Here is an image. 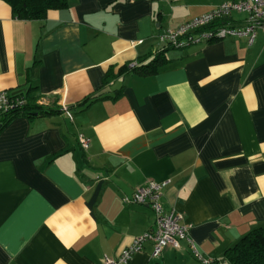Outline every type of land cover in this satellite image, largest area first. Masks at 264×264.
<instances>
[{"label": "crops", "instance_id": "obj_1", "mask_svg": "<svg viewBox=\"0 0 264 264\" xmlns=\"http://www.w3.org/2000/svg\"><path fill=\"white\" fill-rule=\"evenodd\" d=\"M239 1L68 0L26 21L0 0V92L53 112L0 127V264L117 258L154 226L150 207L124 202L149 181L168 182L162 208L183 216L202 259L230 264L225 251L264 227V31L252 44L160 41ZM158 55L153 75L133 71ZM152 251L127 264H201L185 241Z\"/></svg>", "mask_w": 264, "mask_h": 264}, {"label": "built area", "instance_id": "obj_2", "mask_svg": "<svg viewBox=\"0 0 264 264\" xmlns=\"http://www.w3.org/2000/svg\"><path fill=\"white\" fill-rule=\"evenodd\" d=\"M232 14L245 15L243 24L223 23ZM258 31H264V0H242L223 3L205 15L168 30L160 36V41L175 49H181L192 43L206 44L226 38H245L248 44H252ZM134 66L135 64L131 67ZM24 104L23 95L10 94L6 91L0 92V120L3 115L21 109ZM61 107L66 110L64 105ZM78 141L83 150L89 148V139L79 136ZM167 183L146 182L134 190L131 198H124V202L127 204L150 207L154 216V226L151 230L137 236L120 256L115 259L104 258L102 264H127L135 254L143 250V245L147 242L152 245V257L158 258L165 247L180 249L183 241L187 243L195 258L203 264L211 263L209 260L202 259L198 253L195 244L189 237L190 226L183 223V216L174 211L164 212L160 200Z\"/></svg>", "mask_w": 264, "mask_h": 264}, {"label": "trees", "instance_id": "obj_3", "mask_svg": "<svg viewBox=\"0 0 264 264\" xmlns=\"http://www.w3.org/2000/svg\"><path fill=\"white\" fill-rule=\"evenodd\" d=\"M9 5L15 17L20 20H44L47 12L51 10H59L64 8L68 0H2ZM165 62L161 56H156L146 65L135 64L133 71L143 77L153 75L158 67ZM106 76L103 84H107ZM23 95L25 104L21 109L3 115L0 120V127H2L7 119L14 116L24 115L31 117L33 115L50 114L43 108L42 104H36L28 94ZM101 98L100 94L96 93L84 101L85 105L91 104ZM224 260L230 264H264V227L252 229L244 235L234 246L228 248L223 256ZM212 261L210 264H215ZM201 264H203L201 262Z\"/></svg>", "mask_w": 264, "mask_h": 264}]
</instances>
